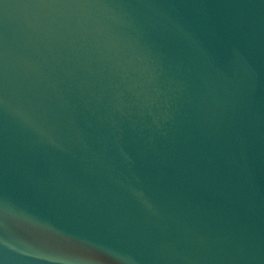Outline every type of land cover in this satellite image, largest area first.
Masks as SVG:
<instances>
[{"label": "water", "instance_id": "water-1", "mask_svg": "<svg viewBox=\"0 0 264 264\" xmlns=\"http://www.w3.org/2000/svg\"><path fill=\"white\" fill-rule=\"evenodd\" d=\"M0 264H264V0H0Z\"/></svg>", "mask_w": 264, "mask_h": 264}]
</instances>
